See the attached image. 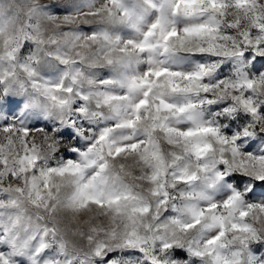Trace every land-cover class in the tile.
<instances>
[{
    "label": "clouds",
    "instance_id": "clouds-1",
    "mask_svg": "<svg viewBox=\"0 0 264 264\" xmlns=\"http://www.w3.org/2000/svg\"><path fill=\"white\" fill-rule=\"evenodd\" d=\"M0 264H264V0H0Z\"/></svg>",
    "mask_w": 264,
    "mask_h": 264
}]
</instances>
